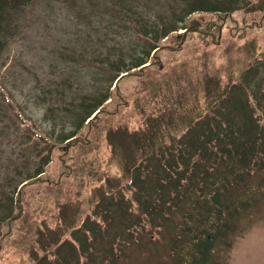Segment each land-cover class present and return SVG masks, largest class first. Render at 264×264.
I'll return each instance as SVG.
<instances>
[{
	"label": "trees",
	"instance_id": "16d2710c",
	"mask_svg": "<svg viewBox=\"0 0 264 264\" xmlns=\"http://www.w3.org/2000/svg\"><path fill=\"white\" fill-rule=\"evenodd\" d=\"M34 1L0 0V53L14 16ZM136 1L107 0L98 7H127L119 18L131 26L136 41L127 48L114 46L111 57L97 62L110 75L104 95L66 101L60 108L66 113L62 124L70 123L72 133L54 141L35 131L46 140L50 159L17 188L10 216L0 224V249L26 215L28 190L55 188L71 177L77 149L93 146L98 153L101 143L109 148L120 182L108 179L102 186L100 180L93 190H101L92 195L93 215L72 226L80 235L38 248L31 264H124L136 248L147 255L163 250L164 264H226L224 256L254 213L253 200L264 194V84L254 83L264 63L246 67L255 75L227 81L221 69L202 63L206 50L220 47L222 33L215 28L227 23L228 16L234 20L228 12L239 10L240 1L211 0L202 10L199 0H187L180 12L155 20L141 14ZM215 7L217 21L196 16ZM78 19L88 23L93 18ZM255 25L262 27L263 17ZM98 42L104 45L101 38ZM186 52L197 66L187 67V77L178 79L191 93L175 98L171 89L177 84L162 92L159 83L179 63L169 57ZM131 79L140 90H126ZM124 114H129L125 121Z\"/></svg>",
	"mask_w": 264,
	"mask_h": 264
},
{
	"label": "rangeland",
	"instance_id": "374dc122",
	"mask_svg": "<svg viewBox=\"0 0 264 264\" xmlns=\"http://www.w3.org/2000/svg\"><path fill=\"white\" fill-rule=\"evenodd\" d=\"M104 1L107 0H35L14 16L6 31L7 43L0 53V224L10 216L20 183L41 172L50 159L46 140L35 131L48 134L54 141L72 133L70 123L62 124L66 113L60 108H65L66 101L71 104L83 97L104 95L110 75L101 71L97 62L111 57L114 46L127 48L131 41H136L131 26L124 25L119 18L127 7L112 8L109 4L110 9H99ZM199 1L202 10L211 4V0ZM239 1V10L228 12L234 20L228 16L227 23L215 28L222 33L220 47L206 50L202 59L208 68L221 69L225 81L240 79L243 74L255 75L254 70L245 72L246 67L264 63V25L259 28L255 25L264 19V0ZM136 3L141 14L152 20L187 7V0H137ZM217 10V7L199 10L196 16L207 22L217 21ZM86 16L93 19L88 23L78 19ZM244 23L249 26L245 30ZM99 38L104 45L98 42ZM101 54L104 56L99 58ZM181 54L169 57V61L179 63L173 65L159 87L163 92L177 84L171 89L172 95L187 97L188 93L189 98L190 89L179 79L187 77V67L195 68L197 62L191 65L193 61L187 58L192 55ZM259 73L261 76L254 83L264 84V70ZM179 86L183 87L182 91L177 89ZM125 88L129 92L138 91L140 85L131 79L126 81ZM62 93L67 97L63 98ZM184 108L186 112L187 98ZM128 117L129 114H124L121 120ZM99 146L98 153L93 151V146L75 151L76 169L61 185L36 192L28 190L26 215L12 228L9 240L0 249V264H31L38 248H50L63 239L70 242L72 234L74 238L80 235L81 231L74 233L72 226L93 215L96 202L92 195L101 191L93 192L100 180L102 186L108 179L114 185L120 182V168L110 149L106 150L102 143ZM253 204L254 213L245 222L243 233L224 256L226 264H264V194L257 197V202L254 199ZM164 253L156 249L147 255L136 248L124 264H164L161 259Z\"/></svg>",
	"mask_w": 264,
	"mask_h": 264
},
{
	"label": "water",
	"instance_id": "95a60500",
	"mask_svg": "<svg viewBox=\"0 0 264 264\" xmlns=\"http://www.w3.org/2000/svg\"><path fill=\"white\" fill-rule=\"evenodd\" d=\"M125 75H127V74H124V75H122L117 81H116V83H115V85L118 83V81L123 77V76H125ZM98 113V112H97ZM97 113L95 114V115H97Z\"/></svg>",
	"mask_w": 264,
	"mask_h": 264
}]
</instances>
